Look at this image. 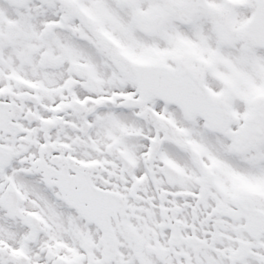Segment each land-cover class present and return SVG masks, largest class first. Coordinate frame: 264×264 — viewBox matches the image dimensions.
Segmentation results:
<instances>
[{
	"label": "snow or ice",
	"instance_id": "6c2138e0",
	"mask_svg": "<svg viewBox=\"0 0 264 264\" xmlns=\"http://www.w3.org/2000/svg\"><path fill=\"white\" fill-rule=\"evenodd\" d=\"M0 264H264V0H0Z\"/></svg>",
	"mask_w": 264,
	"mask_h": 264
}]
</instances>
